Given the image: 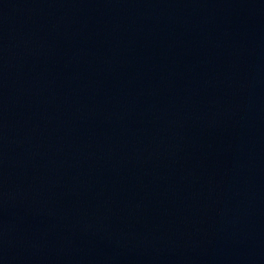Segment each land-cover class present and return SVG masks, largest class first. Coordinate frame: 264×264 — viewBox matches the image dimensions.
I'll use <instances>...</instances> for the list:
<instances>
[{"label":"water","instance_id":"95a60500","mask_svg":"<svg viewBox=\"0 0 264 264\" xmlns=\"http://www.w3.org/2000/svg\"><path fill=\"white\" fill-rule=\"evenodd\" d=\"M0 264H264V0H0Z\"/></svg>","mask_w":264,"mask_h":264}]
</instances>
